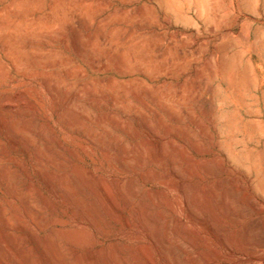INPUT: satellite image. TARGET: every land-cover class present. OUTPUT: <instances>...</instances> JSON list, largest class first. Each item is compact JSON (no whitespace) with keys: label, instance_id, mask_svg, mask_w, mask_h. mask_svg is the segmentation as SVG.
<instances>
[{"label":"rangeland","instance_id":"rangeland-1","mask_svg":"<svg viewBox=\"0 0 264 264\" xmlns=\"http://www.w3.org/2000/svg\"><path fill=\"white\" fill-rule=\"evenodd\" d=\"M263 35L264 0H0V264H234L219 117L230 149Z\"/></svg>","mask_w":264,"mask_h":264},{"label":"bare ground","instance_id":"bare-ground-1","mask_svg":"<svg viewBox=\"0 0 264 264\" xmlns=\"http://www.w3.org/2000/svg\"><path fill=\"white\" fill-rule=\"evenodd\" d=\"M253 1L254 0H252V2ZM256 41L257 40L254 41L255 45ZM259 42L261 43V41ZM262 42V51L264 52V41ZM258 46L259 45H257V48L259 49L260 46ZM259 50H261V48ZM262 51L259 52L262 53ZM258 72L263 74L262 84L264 85V67ZM254 90L258 93L252 92L253 90L248 91L240 85L235 89L234 99L232 101L235 119L232 123L233 135L230 149L229 147L227 148L229 145L226 146V141L224 139L226 133V124L224 122L225 111H222L223 114L220 113L222 115L219 117V135L221 139V143H219L221 144L220 146L222 147L221 149L224 158L228 161V164L225 165V163L222 162L219 166V173L220 175H223L219 182L220 186H224L226 183L231 187L229 189H231L233 205L231 206L232 208H230L231 210H229L228 206H225L229 211L220 207L221 212L219 214L221 215H219L220 217L217 219H219V222H222L226 232H229L232 243V246H229H231L232 249L229 248L231 249L230 252H232V261H234V264H264V236L260 235L261 233L258 232L260 233V237L262 236L261 240L263 241L262 245L259 243L261 245L259 247V245L256 244L257 241L255 242V240H258L257 235L255 236V233L253 234L254 230L256 228L258 229V226L261 227V224H263L262 222L264 221V161L262 162L261 159V150H264V88L260 87L257 73H255L254 77ZM178 183L183 187L185 182L181 179ZM118 185L122 190L126 189L130 196L136 192V189H134L131 184H127L126 179H119ZM183 188H185V186ZM184 191L186 192V190L182 191L184 206L189 211L191 215L190 217H193V219L199 223V215L197 216L195 210L188 204L191 198L187 195V192L185 193ZM227 192L226 189L225 192L223 191L222 195ZM107 197L110 207L114 210L118 209L117 204L109 193L107 194ZM226 203L228 204L227 201ZM127 204L137 216V219L141 222L143 228L151 230L159 218V214L152 209V205L144 200L133 201L131 198L127 199ZM75 216L77 217V215ZM79 220L81 222V219ZM82 222L85 223L84 221ZM257 223L261 224L259 225ZM255 224H257V227H255ZM262 229L260 231H264V229ZM196 230H198L197 226ZM226 241L227 240H225V242ZM258 242H261L260 238ZM173 257H176L175 254ZM177 258L179 257H176V260ZM178 263L181 264L182 262L178 261Z\"/></svg>","mask_w":264,"mask_h":264}]
</instances>
